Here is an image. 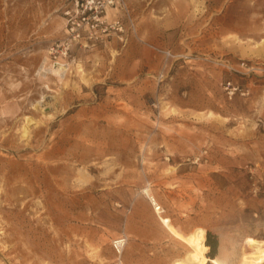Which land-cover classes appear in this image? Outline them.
<instances>
[{
    "label": "rangeland",
    "instance_id": "rangeland-1",
    "mask_svg": "<svg viewBox=\"0 0 264 264\" xmlns=\"http://www.w3.org/2000/svg\"><path fill=\"white\" fill-rule=\"evenodd\" d=\"M0 264H264V0H0Z\"/></svg>",
    "mask_w": 264,
    "mask_h": 264
},
{
    "label": "bare ground",
    "instance_id": "bare-ground-1",
    "mask_svg": "<svg viewBox=\"0 0 264 264\" xmlns=\"http://www.w3.org/2000/svg\"><path fill=\"white\" fill-rule=\"evenodd\" d=\"M47 62L48 59L44 57L38 69L39 74H43V75L52 74L56 76L59 80H62L66 72L69 70V64L67 63L48 64ZM23 128H24L23 132L24 134H26L28 132L27 127H23Z\"/></svg>",
    "mask_w": 264,
    "mask_h": 264
},
{
    "label": "built area",
    "instance_id": "built-area-1",
    "mask_svg": "<svg viewBox=\"0 0 264 264\" xmlns=\"http://www.w3.org/2000/svg\"><path fill=\"white\" fill-rule=\"evenodd\" d=\"M230 85H231V83L230 82H227V87L230 86ZM233 89H235V88H233ZM120 240H122L121 244H120ZM126 242H127V238L124 235H120V236H118V237H116V238H114L112 240V248L114 249V251L116 252L117 255H120L121 254V252H122V250H123ZM123 243H124V245L121 247V245Z\"/></svg>",
    "mask_w": 264,
    "mask_h": 264
},
{
    "label": "trees",
    "instance_id": "trees-1",
    "mask_svg": "<svg viewBox=\"0 0 264 264\" xmlns=\"http://www.w3.org/2000/svg\"><path fill=\"white\" fill-rule=\"evenodd\" d=\"M206 245L210 246L211 249H213V250L215 249V245L213 243L209 242L208 240L206 241Z\"/></svg>",
    "mask_w": 264,
    "mask_h": 264
}]
</instances>
